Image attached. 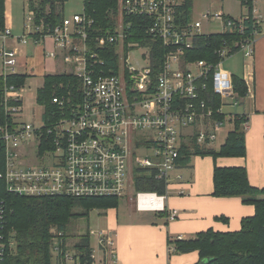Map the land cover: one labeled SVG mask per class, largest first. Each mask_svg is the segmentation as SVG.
<instances>
[{
  "label": "built area",
  "instance_id": "1",
  "mask_svg": "<svg viewBox=\"0 0 264 264\" xmlns=\"http://www.w3.org/2000/svg\"><path fill=\"white\" fill-rule=\"evenodd\" d=\"M240 2L247 13L239 18L212 11L202 15L207 25L222 22L223 30L215 34L206 32L201 20H180L183 0H119L121 24L116 22L114 30L96 35H92L95 21L85 11L52 23L38 18L29 8L27 33L16 37L15 43L26 46L29 40L40 44L51 39L53 49L45 55L58 67L54 74L71 75L73 79L68 85L53 86L50 113L37 101L42 111L39 123L24 121L26 83L5 87L0 113L8 119L0 125L5 153L0 180L7 191L35 198L124 199L131 189L137 191L139 171L154 174L168 187L179 167L183 145H190L193 151L210 150L223 131L224 121L217 116L224 115L225 107L237 106L241 99L234 76L223 69V63L237 49L246 60L245 67L251 68L257 43L264 36V0ZM128 17L149 20L146 34L151 42L155 45L161 40L167 47L159 74L154 70L152 53L149 57L144 48L137 49L142 42H128L133 25L126 23ZM227 33L243 38L219 49L218 63L186 60L201 37ZM10 37V28L0 30V39ZM17 48L6 42L0 45L5 68L0 75L5 78L33 75L27 62L21 64ZM109 48L115 49L113 56L108 54ZM138 51L142 53L136 58ZM108 59L114 65H109ZM246 72L247 86L252 72ZM216 98L221 102L219 109ZM136 191L139 206L163 200L157 193ZM7 214L5 201L0 198V264L16 247L6 228ZM177 216L178 211H173L170 219ZM90 235H96L97 249L116 261L114 234L92 231ZM54 240L53 254L61 264L68 260L81 264L76 253L64 252L62 232H55ZM91 258L95 259L94 253Z\"/></svg>",
  "mask_w": 264,
  "mask_h": 264
},
{
  "label": "trees",
  "instance_id": "2",
  "mask_svg": "<svg viewBox=\"0 0 264 264\" xmlns=\"http://www.w3.org/2000/svg\"><path fill=\"white\" fill-rule=\"evenodd\" d=\"M68 0H37L30 1L29 8L36 11L38 18H44L52 23H59L65 18L64 8ZM180 20L189 23L192 20V12L195 0H183ZM84 11L95 21L92 35L106 31H112L117 22L119 0H84ZM126 23L132 22L129 41H141L143 45H150L151 39L146 34L149 20L145 18H125ZM6 28V0H0V30ZM243 37L237 34H220L203 36L199 39L195 50L187 55V61H208L213 64L219 62L217 51L225 44L230 45L234 40ZM154 45V44H153ZM168 49L163 42L157 41L152 49L154 70L157 74L162 71L165 55ZM114 48L108 49V54L113 56ZM239 53L235 50L234 54ZM233 54V55H234ZM106 55V54H105ZM109 65L114 61L108 59ZM29 75H10L6 78L0 75V105L4 98V89L7 85H24ZM236 90L240 97L247 95V86L241 77L234 76ZM71 75L51 74L45 76L44 87L38 90L37 101L45 106L47 112H51L50 99L53 96V86L59 83L69 84ZM75 80H73V83ZM210 87L212 85L210 84ZM215 107L219 109L221 102L216 98ZM217 118L225 121L226 115H218ZM7 116L0 113V125L7 121ZM246 118L236 115L234 118V130L229 133L225 144L219 151L192 150L190 145H183L181 156L177 161L178 166L189 164L192 155L219 157H245L247 154L244 124ZM5 170V153L0 141V172ZM137 178V190L139 192L157 193L165 196L167 185L164 181L155 178L154 174H142ZM218 198L240 197L244 203L255 206L256 214L246 218L242 222V229L238 232L219 233L209 230L199 233L191 240H177L170 245L175 246V252L188 254L198 252L201 264L204 260H210L209 264H264V188L258 189L251 185L245 168H215L214 193ZM0 198L7 206V230L15 238V250L10 252L4 264H59L54 262L53 246L55 232L64 234V243L67 244V229L72 220L89 218L94 210H109L118 208L122 199L118 198H71L58 197H25L9 193L6 184L0 180ZM63 245L64 252L68 247ZM76 254L80 257L81 264H92L91 258L94 252L91 235L88 232L81 236L79 243L75 245ZM60 261V258L58 259Z\"/></svg>",
  "mask_w": 264,
  "mask_h": 264
},
{
  "label": "crops",
  "instance_id": "3",
  "mask_svg": "<svg viewBox=\"0 0 264 264\" xmlns=\"http://www.w3.org/2000/svg\"><path fill=\"white\" fill-rule=\"evenodd\" d=\"M30 1L37 0H6L8 27L11 29L15 27L13 20L15 6L24 3L29 7ZM11 44L18 47L20 59L27 57L23 46H18L15 41ZM34 46L41 59H46L47 49H53L51 39ZM29 61L28 59L27 63ZM245 63L243 56L240 77L245 82L247 70L252 72V80L250 79L247 85V95L241 97L239 104L235 106L240 107L241 112L231 113L229 121L234 126L236 115L246 118L243 126L246 156L214 158L210 155H192L188 165L179 166L172 173L167 193L163 200L158 202L157 207L139 206L133 195L122 199V211L120 205L106 211L97 210L107 223L101 231L114 234L117 259L111 261L105 257L97 249L96 243V248L93 247L95 259L92 264H198L200 261L198 252L180 254L175 252V246L170 243L191 240L199 233L209 230L219 233L238 232L242 229L244 219L255 216V206L244 203L243 198H218L213 195L216 167L245 168L251 185L258 189L264 188V37L257 43L251 68L247 69ZM224 115L227 121L225 109ZM234 128L228 132L227 137ZM225 142L218 149H215L213 144L211 150L219 151ZM173 211H178V216L171 220L170 215ZM54 257L55 262L61 264L58 258Z\"/></svg>",
  "mask_w": 264,
  "mask_h": 264
},
{
  "label": "rangeland",
  "instance_id": "4",
  "mask_svg": "<svg viewBox=\"0 0 264 264\" xmlns=\"http://www.w3.org/2000/svg\"><path fill=\"white\" fill-rule=\"evenodd\" d=\"M261 7V6H260ZM84 1L83 0H68L65 4V15L69 18L74 14H79L84 12ZM207 11H212L214 13L223 12L226 16H231L233 18H238L243 14L247 13V8L241 5L240 0H195L194 8L192 12V18L194 20H201L203 22V29L206 32H210L215 34L216 32H221L223 30V24L221 21H217L212 23V25H207L205 21L202 20V15ZM29 13V7L25 6L24 3H20L15 6L14 16V26L13 29L8 27L6 20V28H10L12 31V36L6 41L0 39V45L3 42H6V45L14 48L11 43L15 41V38L18 36H22L27 33L25 29L26 17ZM119 19V11L117 13V26L121 23L118 22ZM264 37V36H263ZM261 37V38H263ZM260 38V39H261ZM50 47V46H48ZM47 47V48H48ZM142 48V49H141ZM146 56H151L153 49V42L150 45H139L137 49H141ZM24 53H27V57H21V64L28 62V66L32 68V76H30L26 81V94L24 101V121L39 123L41 108L37 103V94L38 90L44 87L45 84V75L54 74L58 71V67L55 65V62L50 59H41L39 54L37 53L34 44L29 40V44L23 46ZM47 51H50L47 49ZM142 52L138 51L134 56L138 58ZM143 54V55H144ZM32 59V60H31ZM142 61V60H141ZM146 63V59L145 62ZM242 63H243V54L237 53L230 58H227L223 63V69L229 71L232 75L241 76L242 75ZM60 70V69H59ZM5 71L3 61L0 57V74ZM225 113L227 114V121L223 124V132L218 135L217 141L214 143V148L218 149L223 142H225L227 134L229 131L233 129V124L229 121L230 114H235L241 112L240 107L228 106L225 107ZM143 174H145L143 172ZM135 188L129 191L128 196H135L137 202V197L135 194ZM136 192H139L138 190ZM121 210H123L122 203L120 204ZM107 225L105 218L102 216L101 212L94 210L90 213L89 218H78L72 220L67 229V247L69 253L72 255L76 253L75 245L79 243L81 236L86 235L88 232L97 233L102 230V227ZM96 235L91 237L92 247L96 248L97 243ZM55 262V261H54ZM66 264H75L74 260H68Z\"/></svg>",
  "mask_w": 264,
  "mask_h": 264
},
{
  "label": "bare ground",
  "instance_id": "5",
  "mask_svg": "<svg viewBox=\"0 0 264 264\" xmlns=\"http://www.w3.org/2000/svg\"><path fill=\"white\" fill-rule=\"evenodd\" d=\"M147 203H149V201H147V202H145V204L142 202V207H145V206H151V207H157V205H158V202H156V201H154V204L153 205H151V204H148L147 205ZM152 209V208H151ZM154 209V208H153Z\"/></svg>",
  "mask_w": 264,
  "mask_h": 264
},
{
  "label": "water",
  "instance_id": "6",
  "mask_svg": "<svg viewBox=\"0 0 264 264\" xmlns=\"http://www.w3.org/2000/svg\"><path fill=\"white\" fill-rule=\"evenodd\" d=\"M210 260H204L201 262V264H209Z\"/></svg>",
  "mask_w": 264,
  "mask_h": 264
}]
</instances>
